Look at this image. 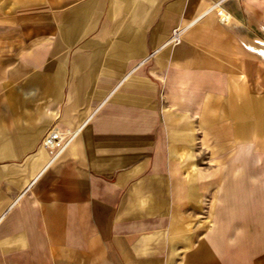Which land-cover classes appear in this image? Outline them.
Instances as JSON below:
<instances>
[{"label": "crops", "instance_id": "0c3cea01", "mask_svg": "<svg viewBox=\"0 0 264 264\" xmlns=\"http://www.w3.org/2000/svg\"><path fill=\"white\" fill-rule=\"evenodd\" d=\"M214 1L0 0V264H170L200 196V171L181 152L201 125H235L239 139L231 217L219 207L216 221L236 220L250 174L259 195L264 120L248 110L262 103L239 64L248 34L218 23ZM226 1L244 15L243 0ZM191 18L180 43L146 59ZM233 93L237 118L218 123ZM52 128L70 133L54 158ZM225 236L212 227L197 264H232Z\"/></svg>", "mask_w": 264, "mask_h": 264}, {"label": "rangeland", "instance_id": "374dc122", "mask_svg": "<svg viewBox=\"0 0 264 264\" xmlns=\"http://www.w3.org/2000/svg\"><path fill=\"white\" fill-rule=\"evenodd\" d=\"M216 1H221V4L226 5L231 11L228 1ZM111 2L112 0L109 4ZM243 6L245 9L244 15L236 19L233 14L235 18L228 26L235 29L243 26V31L248 34L247 43L242 42L241 44V50L246 53L247 57L239 64H241L243 70L242 74L247 77L248 96L258 99L260 105L262 103L259 109L249 103L248 116L251 120L253 111H256L264 120V53L249 45L255 43L264 48V0H243ZM212 12L215 17L216 8H213ZM193 19L174 25L168 37L160 45L154 47L148 53L146 59H151L162 49H168L180 43L192 28L193 25L189 27H186V25ZM176 27H181L180 39L168 42ZM226 36L218 34L220 38ZM228 36L235 38V33L228 34ZM222 48L232 49V53L236 54L234 47ZM229 63L235 65L238 61ZM232 85L233 87L237 86L235 80H233ZM176 96L177 94L174 93L169 94L170 101H176ZM231 96L232 100L227 98V100L218 103V123H232L237 118L236 108H240V101H237V99L240 95L233 93ZM223 109L227 110L226 113L218 114ZM219 117L224 119H219ZM212 129L215 130H210L209 125H201L199 127L200 142H196L194 147H187L181 152L186 157L191 155V160L187 161L186 164L193 167L195 171L197 169L200 171V196L192 204H187L184 210L187 219L178 231L177 247L170 264H197L196 255L200 246L202 243H207L206 234L216 225L226 232V236L221 239L222 244L225 245L223 247L224 253L221 255L222 260L229 261L232 264H264V188L258 191L259 195L256 194L254 175L250 174L249 177L248 198L246 199L245 195L243 197L246 204L234 208V215L232 216L236 220L231 222L216 221V210L219 207H222L226 215L231 217V210L226 206V197L234 192L237 185L236 181H239L236 178V167L234 166L233 171L231 168V162L235 163L232 156L236 152L239 139L234 132L235 125L222 126L218 124ZM220 168H222L221 171ZM197 176L195 174V177ZM261 200L263 204H261ZM225 218L227 217L225 216Z\"/></svg>", "mask_w": 264, "mask_h": 264}, {"label": "built area", "instance_id": "2783aa9c", "mask_svg": "<svg viewBox=\"0 0 264 264\" xmlns=\"http://www.w3.org/2000/svg\"><path fill=\"white\" fill-rule=\"evenodd\" d=\"M221 1H216L211 5V9L216 8V20L218 23L224 26H228L234 20L233 14L230 9L221 4ZM181 27H176L173 30L172 35L169 38V41L180 39ZM70 138V133L68 130H63L59 128H52L44 138V145L51 153L52 158L58 155L59 151L64 147ZM1 219V217H0Z\"/></svg>", "mask_w": 264, "mask_h": 264}]
</instances>
